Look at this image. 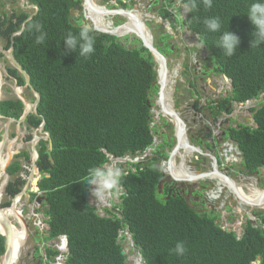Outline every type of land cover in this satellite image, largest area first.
<instances>
[{"label": "clouds", "instance_id": "obj_1", "mask_svg": "<svg viewBox=\"0 0 264 264\" xmlns=\"http://www.w3.org/2000/svg\"><path fill=\"white\" fill-rule=\"evenodd\" d=\"M11 1L16 2L19 12L10 21L0 15V124L6 122L0 134V240H4L0 261L7 249L8 225L15 264L22 262L30 242L35 246L29 262L24 264H68L71 259L69 236H51V219L46 213L50 191L42 188V182L53 177L59 163L70 161L66 152L72 155L73 145L55 147L47 123L38 113L41 93L16 55L17 40L27 32L32 36V28L40 25L51 30L50 43L61 48L64 56L77 48L80 56L91 55L95 51L91 35L101 33L126 50L142 53L133 57L131 65L142 64L145 49L153 59L148 64L153 75L144 71L146 82L142 86L137 88L123 78L115 81L111 98L118 112L108 104L101 105L103 95L96 97L101 105L98 117L104 122L124 119L131 112L136 116L148 113L147 127L153 138V144L144 152L123 157L101 149L107 162L91 169L84 180V197L86 182L91 185L90 204L85 200L96 215L119 222L116 240L105 241L113 261L124 258L125 264H156L148 253L149 246L153 253L166 258L165 264H205L204 258L211 264L210 253L217 247L219 255L230 257L229 264L243 261L235 250L253 254L247 264H264V130L256 119L264 108V69L243 61L242 37L224 29L220 17L205 19L206 29L219 33L215 35L217 50L228 58L220 61L203 36L192 28L195 0L190 6L186 0H103L102 4L97 0H59L49 12L55 20L49 25H34L43 12L42 0L0 3L6 6ZM203 3L206 8L213 6L212 0ZM225 3L234 19L250 26L248 42L252 47L264 43V0ZM91 9L100 12L99 23L90 16ZM122 10H130L133 15L126 18L106 13ZM140 27L145 28L156 53L145 46ZM63 29L66 32H61ZM164 35L168 37L166 42ZM44 39L45 34H41L36 43ZM11 56L28 75L30 85ZM6 81H13L15 87L7 86ZM8 91L16 97L5 99ZM25 91H30L31 100L24 96ZM19 103V117L2 113L3 106L12 108ZM32 116L43 119L38 127L28 123ZM25 141L33 146L30 153L22 152L18 146ZM42 143L49 153L50 166L45 169L40 167ZM60 151L63 153L58 160ZM135 165L141 168L139 172L153 170L158 181L141 206L124 205L130 188L120 183L121 177L137 173ZM184 172L189 173L188 178L175 177ZM141 217L147 220L150 233L144 242L138 235ZM24 228L27 240L17 247V231ZM231 235L238 242L235 246ZM49 242H54L56 249Z\"/></svg>", "mask_w": 264, "mask_h": 264}, {"label": "trees", "instance_id": "obj_2", "mask_svg": "<svg viewBox=\"0 0 264 264\" xmlns=\"http://www.w3.org/2000/svg\"><path fill=\"white\" fill-rule=\"evenodd\" d=\"M42 1L43 12L34 25L39 23L49 25L51 20L55 22L49 12L55 8L59 0ZM186 2H189L190 6L191 0ZM195 2L197 7L191 9L192 28L203 36L220 61H226L228 58L217 50L215 35L219 33L206 29L204 21L207 18L220 17L224 29L237 32L243 39V61L255 63L264 69V43L252 47L251 42H248L250 26L230 15L225 0H212L211 8H206L203 0ZM50 32L51 30L40 25L33 27L32 36L27 32L20 41L17 40L16 55L31 74L33 85L41 93L42 101L38 113L46 121V129L51 133L55 147L73 145L70 146L72 152L70 161L67 164L59 163L61 165L57 166L55 176L42 182V188L50 191L46 213L51 219V236L58 237L63 234L69 236L71 259L68 264H125L124 258L118 262L113 261L107 253L108 245L105 242L116 240L119 222L101 219L96 215L85 200L84 180L89 175L88 169L107 162L101 149L106 148L109 153L123 157L126 154L144 152L153 144L147 127L148 113L136 116L131 112L124 119L106 122L98 117L102 104H108L115 109L117 107V103L111 98L115 81L123 78L137 88L142 86L146 82L142 73L146 71L153 75L152 67L148 65L153 59L145 49L142 64L135 62L131 65L134 63L133 57H140L142 53L138 50H126L117 44L115 39L111 42L107 35L101 33L91 35L95 48L91 55L80 56L77 48L71 55L64 56L61 48H54L53 43H50ZM61 32H66V29ZM41 34H45L44 42L37 44L36 39ZM54 37L57 38L56 35ZM13 73L17 74L16 71ZM98 94L105 97L101 105L97 104ZM21 110V103L17 107H2L3 114L13 117H19ZM116 111L118 112L117 109ZM43 119L32 116L28 123L38 127ZM256 119L264 130V108L257 114ZM41 146L40 167L45 169L50 166L48 147L45 143ZM62 153L60 151L58 160ZM135 166L137 173L130 172L128 177L126 175L121 177L120 183H125L130 188V195L124 205L141 206L143 200L155 191L158 181L153 170L139 172L141 168ZM148 231L147 220L142 218L138 232L142 242L145 236L150 237ZM231 236L234 246L237 245L235 236ZM147 250L156 264H165L166 258L153 253L149 246ZM217 251L216 247L210 253L213 258L211 264H229L227 260L230 257L219 255ZM235 252L243 259L238 260L236 264L242 262L247 264V261L253 258L250 252L242 254L237 250ZM3 253L4 240H0V256ZM214 254L216 255L213 256ZM204 262L208 264L207 258H204Z\"/></svg>", "mask_w": 264, "mask_h": 264}, {"label": "water", "instance_id": "obj_3", "mask_svg": "<svg viewBox=\"0 0 264 264\" xmlns=\"http://www.w3.org/2000/svg\"><path fill=\"white\" fill-rule=\"evenodd\" d=\"M106 13H108V14H112V13H114V14H120V15L125 16L126 18H129L130 16L133 15V12H130V10H126V11L125 10H122V11H119V12H109L108 11ZM139 29L141 31V37H142V40L145 43V46L149 50H151V51H153V52L156 53V50H154L152 48V46L149 44L148 37L145 34V28L144 27H140ZM11 58H12V62L15 64V66L18 69H20L21 71H23L22 68L20 67V65L14 60V58L12 56H11ZM23 73L26 75L27 83L30 85V80H29L28 75L24 71H23ZM40 99H41V97L39 96L38 97L37 104L40 102ZM27 116H28V113H26V115L24 116V118H23L22 121H24L27 118ZM6 140H7V138L5 136L4 143L6 142ZM90 187H91L90 183L89 182H86L85 198L87 199L88 204H90L89 199H88L89 198V195H90ZM7 227H11V226L10 225L5 226L6 233H7V249H6V252H5L4 256L1 258L0 264H15L16 263V260L13 258V254H12V251H11L12 240H11L10 233H9V230H8Z\"/></svg>", "mask_w": 264, "mask_h": 264}, {"label": "rangeland", "instance_id": "obj_4", "mask_svg": "<svg viewBox=\"0 0 264 264\" xmlns=\"http://www.w3.org/2000/svg\"><path fill=\"white\" fill-rule=\"evenodd\" d=\"M97 2L100 3V4L104 3L103 0H97ZM162 38H163L164 42H166V41L168 40V37H167L166 35H164ZM162 50H163V48H162ZM209 61L212 62L211 57L209 58ZM6 65H7V67H9V64H6ZM6 83H7V86H9V87H15V84H14L13 81H6ZM26 95H27V98H28V99H30V100L32 99V94L30 93V91H25V92H24V96L26 97ZM15 97H16V95H15L14 92H12V91H8V93H6L5 99H11V98H15ZM5 124H6V122H1V124H0V134L3 133V129H4ZM14 126H15V124H14ZM23 133H24V132H23ZM31 133H32L34 136L37 135V132H35V131H29V134H31ZM11 139H13V138H11ZM18 146L20 147V150H22V152H23V151H28V152L30 153V152L32 151V149H33L32 144H28V143H26V141H25V143H20V145H18ZM66 155H67L68 157L71 156L70 152H66ZM18 160H19V159H18ZM140 161H141V160H140ZM23 163H24V164H27V162H26L24 159H23ZM88 170H89V172H90L91 169H88ZM17 174H18V173H17ZM15 175H16V174H15ZM54 176H55V175H54ZM41 214H44V209L41 210ZM44 216H45V215H44ZM45 217H46V216H45ZM42 237H43V240H46V237H45L44 235H42ZM38 238L41 239L40 236H38ZM47 242H48V241H47ZM48 244H49L52 248H55V249H56V247H55V243H54V242H49ZM34 246H35V245H34L33 242H30V243H29L28 248H27V251H26L25 254H24V259L22 260V262H21L20 264H24V263L29 262L30 255H31V252H32Z\"/></svg>", "mask_w": 264, "mask_h": 264}, {"label": "bare ground", "instance_id": "obj_5", "mask_svg": "<svg viewBox=\"0 0 264 264\" xmlns=\"http://www.w3.org/2000/svg\"><path fill=\"white\" fill-rule=\"evenodd\" d=\"M95 5H97L95 3ZM100 12L96 11V10H90V16L99 23L98 21V16ZM2 83H1V75H0V87H1ZM0 96H1V91H0ZM1 156V155H0ZM187 174H189L188 172H184L182 173L181 175H178V176H175L177 179H186L188 178ZM37 183H38V180H36L35 184L37 186ZM37 190V188H36ZM3 193V191L0 190V203L2 201V197H1V194ZM252 201H258V198L256 197H251L250 198ZM16 212L15 211H11V214H15ZM27 240V231L26 229L24 228L23 230L22 229H18L17 231V235H16V246L19 247L21 246L24 242H26ZM23 249V248H22ZM16 255V254H15Z\"/></svg>", "mask_w": 264, "mask_h": 264}, {"label": "flooded vegetation", "instance_id": "obj_6", "mask_svg": "<svg viewBox=\"0 0 264 264\" xmlns=\"http://www.w3.org/2000/svg\"><path fill=\"white\" fill-rule=\"evenodd\" d=\"M15 1H11L8 5L6 6H2V4L0 3V15H5L7 16V21H10V18L12 17V15L15 12H19L18 9L15 8ZM163 25L166 27V23H163ZM7 27H9V24L7 25ZM161 46H164V44H160ZM200 140H204V138H200Z\"/></svg>", "mask_w": 264, "mask_h": 264}]
</instances>
